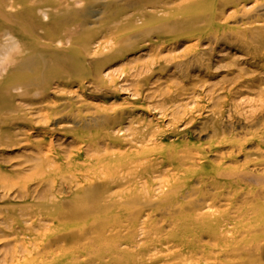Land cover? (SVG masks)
I'll return each instance as SVG.
<instances>
[{
  "label": "rangeland",
  "instance_id": "374dc122",
  "mask_svg": "<svg viewBox=\"0 0 264 264\" xmlns=\"http://www.w3.org/2000/svg\"><path fill=\"white\" fill-rule=\"evenodd\" d=\"M107 1L82 0L79 3L77 0L73 10L69 8L72 11L71 21L76 40L87 41L90 44L88 52L86 55H78L76 50L81 49L79 46L74 47L73 53L70 51L63 54L58 48L55 49V54L53 50L52 55L57 57L56 60L48 62L41 69L44 82L40 89L48 87V91L32 93L21 98V101L16 99L15 102L22 106L21 109L16 107L14 112L7 115L11 117L9 129L17 128L21 130L20 133H33L25 137L9 131L7 134L18 136L15 141L18 145L12 147L7 146L10 145L9 142L1 141L7 144H0V213L17 206L30 208L33 205L34 210L40 209V205L54 203L77 206L84 195L82 189H77V185L81 181L92 180L91 178L96 179L95 188L90 192L99 198L96 201L109 196H115L119 200L121 196L131 192L135 182H139L138 190H141L143 185L140 182L143 177H146L144 182L147 180L144 187L149 191L156 190L160 181L166 180L165 177L161 180L158 178L166 168L159 166L158 169L156 165L142 163L154 146L157 147L154 154L173 147L179 150H190L195 146L202 148L207 162L215 168L246 165L241 169H247L248 176L255 177L256 180L248 179L243 182L233 179L234 183H241L237 189L264 188V176H259V170H252L250 164H245L254 159L251 154L256 149L257 141V137L252 138L245 132L251 133L264 128V25L256 31L245 30L246 27H243L244 21H253L248 20L251 17L259 16L257 20L264 23V0H231L238 4L239 12L236 15L231 5L225 6L223 10L218 7L215 15L216 21L225 29L199 32V27H196L193 34L184 30L189 10L179 9L187 6V0H160L165 4L166 10L155 15L148 13L145 17L140 11L145 0ZM156 1L148 2L153 4ZM43 13L47 14L46 10L37 12L39 20L43 24L51 23V18ZM221 13L222 19L218 17ZM113 14L119 17L118 27L108 33V24ZM178 24L183 30H179ZM167 26L178 27L176 29L179 31H173L174 34L165 33ZM232 27L236 30L233 34L230 33L232 29H228ZM157 36L160 38L157 39ZM215 36L219 38L216 43ZM113 37L123 42L128 40L122 52H109L103 45L100 51L97 50V44H92H102ZM59 54H62L61 57L57 56ZM66 55L73 57V60L68 57L67 61ZM0 74L4 76L5 72ZM39 109L45 110L42 113L49 110L59 115L53 117L52 123L44 124L36 113ZM117 130L120 131L118 134L115 133ZM214 133H224L226 138L234 137L236 143L241 144L247 152L227 158L228 147L232 144L226 143L217 151L220 153L210 154L206 144L213 141ZM108 139H115L116 144H111ZM50 141L56 157L62 156L76 163L64 169H59V165L55 163L49 164L47 158L54 160L50 152V157L46 154ZM140 141L144 145H140ZM89 142L105 146L108 150L86 154V144ZM138 149L139 154H135ZM76 152L81 153L88 162L80 163L82 169L77 167L80 164L72 157ZM140 152H144L143 158ZM127 162H130L128 170L125 167ZM92 166L98 169L105 166L110 174L92 177L91 172H88L94 169ZM204 168L202 175L200 172L178 176L170 173L171 177L167 180L170 185L177 184L183 197L198 205L199 210L207 208L209 197L204 194L211 191L207 184L200 183V176H212L211 171L205 174L207 171ZM233 182H228L226 189L234 185ZM224 184L221 181L218 186L221 187L218 193H222L223 197L214 203L215 210L225 211ZM60 189L63 192L59 195L57 191ZM28 190L41 194L30 199L27 204L16 198ZM115 207L109 206L107 215L114 217L120 213ZM142 209L140 215H137L139 222L144 221L146 213L150 212L151 222L156 223L158 229L165 231L168 228L170 222L163 223L150 208ZM89 210L95 211L91 208ZM137 211L135 208V212ZM87 221L89 225L95 223L93 220ZM141 226L135 231L138 236L134 241L139 246H150L149 239L139 237L141 234L138 230ZM0 231H3L0 233L1 259L3 254L9 252V243L2 238L4 233L8 234L7 229L2 228ZM211 241L207 235H201L197 244L208 245L212 252L214 247L213 243H209ZM128 250H135V246ZM47 257H37L36 263L60 264L63 259L73 260L75 257H82V254L79 256L78 252L70 249L55 252L51 259ZM58 258H62L61 261ZM165 261L166 258L152 260L144 257L141 262L138 258L133 264H165ZM24 263V260L20 261V264Z\"/></svg>",
  "mask_w": 264,
  "mask_h": 264
},
{
  "label": "bare ground",
  "instance_id": "6f19581e",
  "mask_svg": "<svg viewBox=\"0 0 264 264\" xmlns=\"http://www.w3.org/2000/svg\"><path fill=\"white\" fill-rule=\"evenodd\" d=\"M148 1L145 0L141 4L140 11L144 17L148 13L155 15L159 11L162 13L166 10L164 8L165 4L161 3L160 0L153 4ZM76 2L77 0H0V73L5 72L4 76L0 74V144H7L1 143V141H4L10 143V145H7L8 147L18 145V142H15L18 136L7 134L10 133L9 131L25 137L33 133L32 131L20 133L21 130L17 128L9 129L8 125L11 117L7 115L14 112L16 107L21 109L22 106L15 102L16 99L21 101V98L32 93L48 91V87L40 89L41 84L44 82L41 69L48 62L56 60L57 57L52 55L53 50L55 52V49L60 48L63 54L70 51L73 53L74 47L79 46L81 49L77 48L76 50L78 55H86L88 52L87 48L90 44L87 41L76 40L73 30L72 11L69 8L73 10ZM78 2L82 3V0H78ZM228 5H231L235 15L239 12L238 4L231 0H187V6L179 8L189 10L184 30L191 31L189 34H193L192 31H196V27H199V32L225 29L216 21L215 15L218 7L223 10ZM42 10H46L47 14L43 13V15H48L52 20L51 23L43 24L39 20L37 12ZM185 11L187 12V10ZM222 15L221 13L218 17L222 19ZM257 18L259 16L248 19L253 21H244L243 27H246L245 30L256 31L264 25ZM117 23H119V17L113 14V18L108 24V29H110L108 33L117 29ZM167 27L165 33L174 34L173 31L178 30L176 29L178 27L179 30H183L180 24H178V27L175 26L176 28ZM228 29H232L231 34L236 32L233 27ZM122 31L124 32V30ZM222 33L221 35H223ZM114 34L116 35V33ZM158 38L160 37L157 36ZM214 40V43H216L219 38L215 36ZM127 41L123 42L117 37H113L102 44L96 42L92 44H97V50H100L103 45L109 52L116 51L119 53L123 51ZM55 54L57 53L55 52ZM61 55L57 56L61 57ZM69 59L73 60V57H69ZM84 76L87 77V74H84ZM37 105H30V107ZM37 111L40 121L44 124L52 123L53 117L59 115V113H51L49 110L44 113L42 112L45 110L39 109ZM49 130L52 131V129ZM119 132L117 130L115 133L118 134ZM245 133L252 138L257 137V141H255L256 149L251 154L254 159L250 162L247 161L245 164H250L253 167L252 170L257 169L259 170L258 175L264 176V128ZM236 142L234 137L226 138L224 133H214L213 141L206 144V149L212 154L220 150L222 145L229 143L232 145L228 147L227 158L234 154L246 153L247 151L243 149L242 145ZM110 143L114 144L115 139L110 140ZM138 143L144 145L143 141ZM86 145H88L86 154L108 150L107 147H100L97 143L89 142ZM47 146L46 154H48V157H54V160L53 158L49 160L46 157L49 164L55 163L59 165V169H64L70 168L69 166L76 163L74 160L70 161L62 156L56 157L57 154L53 153L51 141ZM152 148L147 154V159L142 163L147 165L150 163L156 165L157 168L159 166V168H166L162 173L163 175L158 177L160 180L165 177L166 180H161L156 190L149 191L147 187H144L147 180L144 182L146 177H143L141 179L143 181L140 182L143 185L141 190H138L139 182H135L130 189L131 192L121 196L119 200L115 196H109L96 201L99 198L90 193L95 188L96 179L91 178L92 180L81 181L77 185V189H82L81 192L84 194L77 206L69 207L61 203H54L48 206L40 205V209L34 210L33 205L31 207L29 203L30 208L17 206L0 213V220H2L0 229L6 228L8 231V234L4 233L2 238L9 243V252L2 255L0 264H20L21 260L25 261L24 264H34L37 257L46 255L50 258L55 252L70 249L78 252L79 256L82 254V257H75L73 260L67 258L68 261L66 259L61 261L62 258H58L61 261L60 264H133L134 261L137 262L138 258L141 262L144 257H149L152 260L166 258L165 264H264V188L237 189L241 183L233 182V179L243 182L248 181V179H255V177L248 176L247 169H241L246 165L234 168H222L221 166L215 168L207 162L204 149L196 146L190 150L169 147L171 149L162 151L160 154L153 153L157 147ZM139 151V149L136 150L135 154H139ZM49 152L51 153L50 156ZM217 153H220V151ZM37 154L40 156L39 153ZM141 154L142 157L144 152ZM132 155L134 154L132 153ZM150 155L151 157H149ZM72 157L79 164L83 161L87 162L81 153L76 152ZM42 161L45 162V160ZM129 164L130 162L125 164L127 170ZM81 165H77V167H81ZM207 166L209 167L207 168ZM92 167L94 168V166ZM203 167L207 171L205 174H209L208 171H211L213 177L203 178L200 176V183L207 184L211 191H206V194H204L209 197L207 208L199 210L198 205L183 197L177 184L170 185V181L167 180L171 177L170 173L173 174L172 176L185 175L190 172L194 174L200 172V175H202L204 174ZM134 171L132 170V172ZM88 172H91L92 177L110 174L105 166H102L101 169L95 167L93 170H88ZM262 178H259L260 181H262ZM221 181L225 182V205L223 206L225 211L215 210L214 207V203L223 197L222 193H218L221 188L218 187L221 185ZM230 181L234 185L226 189V185ZM71 189L70 187L69 190ZM62 192L63 190L60 189L57 194L60 195ZM40 194L28 190L25 194L20 193L16 198L27 204L30 199H34L36 195ZM109 206H116L114 209H119L120 213L114 217L107 215L106 211L109 210ZM143 207L150 208L153 213L158 214L163 223L170 222L168 228L165 231L158 229L156 223L151 222L150 212L146 213L144 221L139 222V216L137 215H140L139 213L143 211ZM90 208L95 211L89 210ZM135 208L138 209L137 212H135ZM131 209H134V211L132 212ZM87 220H93L95 223L89 225ZM138 226H141L138 230L141 234L139 237L143 236L146 240L149 239L150 246L136 245L134 239L138 236L135 232ZM16 227L20 228L16 229ZM0 233H3V231H0ZM201 235H207L209 241L212 240L209 242L210 244L213 243L212 252L208 245L199 246L197 244V240ZM134 246L135 250H128L129 248L133 249Z\"/></svg>",
  "mask_w": 264,
  "mask_h": 264
}]
</instances>
